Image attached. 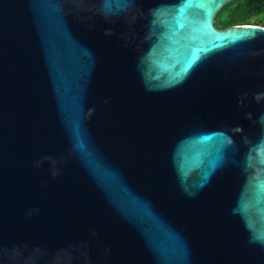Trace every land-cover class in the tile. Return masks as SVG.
<instances>
[{"label":"water","instance_id":"95a60500","mask_svg":"<svg viewBox=\"0 0 264 264\" xmlns=\"http://www.w3.org/2000/svg\"><path fill=\"white\" fill-rule=\"evenodd\" d=\"M234 0H0V264H264V25Z\"/></svg>","mask_w":264,"mask_h":264},{"label":"trees","instance_id":"16d2710c","mask_svg":"<svg viewBox=\"0 0 264 264\" xmlns=\"http://www.w3.org/2000/svg\"><path fill=\"white\" fill-rule=\"evenodd\" d=\"M245 23L264 25V0H234L218 15L223 28Z\"/></svg>","mask_w":264,"mask_h":264},{"label":"flooded vegetation","instance_id":"af4514ba","mask_svg":"<svg viewBox=\"0 0 264 264\" xmlns=\"http://www.w3.org/2000/svg\"><path fill=\"white\" fill-rule=\"evenodd\" d=\"M216 24H217V26H218L220 29H225V28L219 26V24H218V17H217V19H216ZM226 28H227V27H226Z\"/></svg>","mask_w":264,"mask_h":264}]
</instances>
